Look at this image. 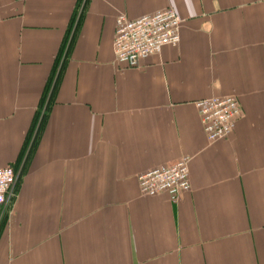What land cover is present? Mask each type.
<instances>
[{
	"label": "crops",
	"instance_id": "0c3cea01",
	"mask_svg": "<svg viewBox=\"0 0 264 264\" xmlns=\"http://www.w3.org/2000/svg\"><path fill=\"white\" fill-rule=\"evenodd\" d=\"M77 6L0 0V168L24 156L71 27L0 264H264V0H88L81 18ZM167 8L183 21L178 45L117 64L116 17ZM230 95L242 115L210 143L194 103ZM185 156L178 203L141 196L140 174Z\"/></svg>",
	"mask_w": 264,
	"mask_h": 264
},
{
	"label": "built area",
	"instance_id": "2783aa9c",
	"mask_svg": "<svg viewBox=\"0 0 264 264\" xmlns=\"http://www.w3.org/2000/svg\"><path fill=\"white\" fill-rule=\"evenodd\" d=\"M173 8L151 15L129 20L120 14L115 19L113 54L117 64L124 68H135L137 63L160 54L166 46L176 47L180 41L181 23ZM200 118L201 128L210 143L219 142L229 136L242 107L236 96H214L194 103ZM190 158L185 156L175 162L156 167L137 177L141 196H168L170 202H179L180 195L191 189L189 180ZM14 170L0 168V208L9 204L12 188L16 184Z\"/></svg>",
	"mask_w": 264,
	"mask_h": 264
},
{
	"label": "trees",
	"instance_id": "16d2710c",
	"mask_svg": "<svg viewBox=\"0 0 264 264\" xmlns=\"http://www.w3.org/2000/svg\"><path fill=\"white\" fill-rule=\"evenodd\" d=\"M87 3H88V0H78V6H77L76 11L80 15V18L84 13V10H85ZM75 17L76 16H74V19H75ZM70 30H71V27L68 30V33L66 34V38L64 39V47L62 48V51H61L59 57L57 58L55 65L53 66L54 68L52 70L50 78L48 79V82L46 84V87L44 89L42 97L40 99L38 109L35 112L33 121H31L32 124H31V128H30V132H29V134H27L28 137H27V143H26V146H27L26 152H25L24 156L21 155L22 159L20 158V163L17 162V164H15V167L9 166L14 170L15 176L17 178L16 184L12 188V196H11L10 201H9L10 205L13 204L15 195L17 194L19 182H20L21 177H22L21 175H23V169L25 167V164L27 163V159L29 158L30 153L32 152L34 146L37 143V140L40 137L41 130L45 126V122L47 121V119L50 115L51 108L53 107V104L55 102V93L57 92V88H58V85L60 82V78H61V75L63 73V66L65 64L63 62H65V60L69 57V54H70L71 43L68 44L67 40H66V39L70 38V35H69ZM59 65L61 68L59 70H57L56 67ZM9 204L3 210H2V207L0 208V236H1L3 230L6 226V223H7V217L6 216H8Z\"/></svg>",
	"mask_w": 264,
	"mask_h": 264
},
{
	"label": "rangeland",
	"instance_id": "374dc122",
	"mask_svg": "<svg viewBox=\"0 0 264 264\" xmlns=\"http://www.w3.org/2000/svg\"><path fill=\"white\" fill-rule=\"evenodd\" d=\"M10 208H12V205L9 204V210H10Z\"/></svg>",
	"mask_w": 264,
	"mask_h": 264
}]
</instances>
